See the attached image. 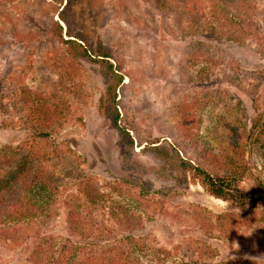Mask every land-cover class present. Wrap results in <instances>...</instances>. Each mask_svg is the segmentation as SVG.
Instances as JSON below:
<instances>
[{
	"label": "rangeland",
	"instance_id": "374dc122",
	"mask_svg": "<svg viewBox=\"0 0 264 264\" xmlns=\"http://www.w3.org/2000/svg\"><path fill=\"white\" fill-rule=\"evenodd\" d=\"M56 1L0 0V147L29 139L15 103L22 89L57 92L66 104L54 139L71 149L69 160L79 181L64 178L45 217L24 222L25 230L15 229L16 223L0 226V264H51L50 257L37 260L33 255L36 234L53 237L50 256L70 240L68 203L75 200L85 207L77 192V184L85 180L105 196L86 207L98 227L115 225L106 207L119 215L120 205L140 216L141 227L132 234L145 238L149 247L143 264H264L260 210L241 213L198 185L177 183L172 164L179 158L224 173L234 158L264 181V142L255 141L253 128L264 99V55L255 41L238 44L211 37L206 27H216L220 20L205 0L199 8L200 34L194 37L185 36L174 23L178 14L173 1L159 0L160 8L155 0ZM66 2L62 20L59 11ZM257 5L264 8V1ZM58 27L64 40L87 41L89 57L73 65L77 95L55 89L61 72L58 54H69L66 44L53 36ZM197 41L225 59L210 70L208 81L197 76L201 65L192 64ZM98 51L109 53L107 63L96 60ZM108 63L122 74L114 101L107 96L109 84L115 83ZM230 65L246 73L240 79L246 78H232ZM56 172L62 175L60 168ZM117 182L123 190L112 188ZM124 189L137 194V200ZM230 213L232 219L222 221ZM249 217L252 223L241 221ZM73 241L92 249L109 245L96 237ZM127 249L134 248L128 244Z\"/></svg>",
	"mask_w": 264,
	"mask_h": 264
},
{
	"label": "trees",
	"instance_id": "16d2710c",
	"mask_svg": "<svg viewBox=\"0 0 264 264\" xmlns=\"http://www.w3.org/2000/svg\"><path fill=\"white\" fill-rule=\"evenodd\" d=\"M172 1L178 14L174 23L181 28V31H184L185 36H198L200 34L198 23L203 15L199 11V8H202L200 6L202 0H168L164 3ZM205 1L211 6L212 15L220 20V25L206 27V30L210 31L211 37L218 40L226 38L238 44H242L246 39H251L255 41L258 52L264 55V8L259 9L257 5L264 0ZM57 3L61 4L62 0H58ZM159 4L160 1L155 0L157 8H160ZM68 6V2H66L59 11L62 20L65 18L61 14L64 9H68ZM184 20L187 24H184ZM58 29H60L58 32L53 31V36H58L61 42L66 44L69 54H58L59 71L61 72H57L59 81L55 89L74 92L77 95V69L75 70L73 65L78 58L89 57V51L85 47L87 41L86 39L82 40L85 43L83 45L74 39L64 40L61 38V28L58 27ZM209 50L206 43L199 41L195 43L191 60L194 66L201 65L197 72L200 80L208 81L211 77L210 70L225 61L217 55L214 56ZM110 57L109 53L98 51L96 60L107 63V59ZM231 68L233 70L232 78L234 77L235 80L246 78H239V74L246 75V73H239L237 66H231ZM108 69L115 83L109 84L107 96L109 100L114 101V89L122 81V74H119L118 67L113 68L110 63H108ZM68 80H71V83H67ZM258 80H260L259 77ZM251 85L259 87V84ZM112 90L113 93H111ZM15 99L21 122L23 123L25 120L22 129L29 135V139H25L15 147L10 145L0 147V226L3 228L6 224L16 223L19 226L15 229L23 231L27 228L25 224L22 225L24 222H33L34 218L43 219L45 217L49 204L55 202V198L59 194V187L64 178L75 179L78 175H75L73 170L76 167L69 160L73 154L71 149L62 148V145L54 139V133L60 123L62 107L66 104L65 96H59L57 92L47 93L45 91L43 93L26 87L18 93ZM227 111L229 114V108ZM114 124L116 125L115 119ZM253 128L257 136L255 141L259 142L261 139L264 142V99L262 112L256 115ZM234 131L231 130V133ZM172 164L178 171L175 177L177 183L198 185L211 197L228 203L231 208L241 213L260 210L262 217L258 221L264 224V181L259 174L254 173L243 163L230 158L224 173H214L200 164L179 158H174ZM58 168L62 175H58L56 172ZM75 181L79 180L75 179ZM77 185V192L84 199L85 207L82 209L77 206L75 200L68 203L70 206L67 212L69 237L75 241L96 237L98 241L109 242V245L92 249L89 246L74 244L70 238V240H65L56 255L52 253L50 256L53 250V237L37 233L33 250V255H37V260H41L39 257L42 255L50 257L51 264H143L142 258L150 254L147 249L149 247L144 246L145 238L132 234L133 230L141 227L140 216L132 211L129 212L120 205H118V209L121 210L119 215L112 207H106L109 218L115 220V225L107 227L102 223L100 228L97 226V221L89 217L86 210L90 205H97L105 196L97 186L90 185L89 180L80 181ZM112 186L113 189L123 190L120 188V182L114 183ZM124 192L129 198L137 200V194L132 190L126 189ZM232 217L233 215L230 213L221 219L229 221ZM251 220L249 217L241 221L252 223ZM119 232L124 235L117 238ZM128 244L134 249H127ZM260 244H262L261 241ZM156 251L160 250L153 251L155 256ZM133 252L136 254L134 255ZM217 264L256 263L229 260Z\"/></svg>",
	"mask_w": 264,
	"mask_h": 264
}]
</instances>
